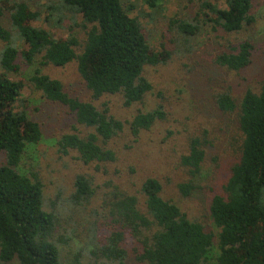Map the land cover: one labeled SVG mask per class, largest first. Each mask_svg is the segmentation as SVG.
Listing matches in <instances>:
<instances>
[{
  "label": "trees",
  "instance_id": "trees-1",
  "mask_svg": "<svg viewBox=\"0 0 264 264\" xmlns=\"http://www.w3.org/2000/svg\"><path fill=\"white\" fill-rule=\"evenodd\" d=\"M224 1L225 7L220 8L209 0H188L194 5L192 15H162L171 33L166 42L190 52L192 40L205 27L234 33L253 23L252 0ZM144 2L153 22L156 14H162L161 0ZM128 10L122 0H0V154L4 156L0 264H264V78L238 102L228 91L213 95L218 110H236L242 134L239 159L223 191L214 194L207 206L216 231L190 219L175 201L163 197L161 182L150 176L139 185L140 200L126 190L110 189L102 199L107 234L101 239L93 234L89 246L64 251L72 234L61 230L55 205L45 209L39 176L20 168L26 147L39 143L42 132L21 97L22 80L12 76H22L26 68L25 79L33 89L46 101L66 107L87 129L60 135L56 141L60 155L73 151L84 165L115 161L111 143L124 130V123L110 113L107 104L99 107L95 101L119 96L124 107L143 102L152 88L146 67L166 64L175 51L164 44L161 51L153 49L141 21ZM41 17L68 28L69 36L56 39L48 30L32 25ZM78 18L84 29L82 42L72 33ZM252 52L248 38L218 52L214 61L238 72L251 62ZM72 62L89 91L88 100L71 96L57 78L43 72L45 66ZM162 118L160 104L139 111L128 123L130 134L137 137ZM205 143L202 137L189 139L181 162L191 179L177 185L182 196L197 188L194 178L204 159ZM94 196L91 178L77 174L71 202L85 204Z\"/></svg>",
  "mask_w": 264,
  "mask_h": 264
},
{
  "label": "rangeland",
  "instance_id": "rangeland-1",
  "mask_svg": "<svg viewBox=\"0 0 264 264\" xmlns=\"http://www.w3.org/2000/svg\"><path fill=\"white\" fill-rule=\"evenodd\" d=\"M220 8L224 0H209ZM130 16L138 17L144 28L148 43L156 51L162 45L173 51L164 65L148 66L145 75L152 84L143 102L124 107L119 96H104L95 101L97 106L107 104L110 113L124 123V130L112 140L116 160L109 163L84 165L73 151L60 155L56 141L63 133L86 131L64 106L46 101L28 82L26 74L13 75L22 80L21 97L28 115L41 129L39 143L28 145L23 154L20 168L26 174H36L43 185L44 207L55 205L61 230L73 236L65 252H74L78 247L90 244L94 235L101 239L107 234L104 223L102 199L110 189L117 187L141 198L139 185L146 177H155L162 184V196L175 201L192 220L200 221L207 229L216 231L208 216V204L214 194L223 191L231 167L240 156L242 134L238 127L237 112H223L216 108L213 95L228 91L238 102L246 90H255L264 78V0H252L251 14L254 21L243 30L227 33L221 29L212 31L205 27L192 40L190 52L166 42L171 33L165 28L162 15L171 17L178 13L192 15L194 5L188 0H161L162 14H156L153 22L148 18L150 10L144 0H122ZM152 13V12H151ZM2 23L5 22L1 19ZM32 25L41 27L56 39L67 38L66 27H59L41 19ZM166 33L165 38L161 34ZM82 42L84 29L77 19L72 32ZM253 44L251 62L246 68L235 72L218 66L214 59L218 52L226 51L245 39ZM43 72L57 78L63 88L80 100L90 98L77 72L76 64L63 67L48 65ZM23 78V79H22ZM161 105L164 118L157 120L149 129L132 136L129 122L139 111ZM193 136L206 140L205 155L200 171L194 178L197 188L189 196H182L177 185L190 177L188 168L181 162L188 152V142ZM4 161L0 154V163ZM77 174L91 178L95 196L88 203L74 204L70 200L73 182ZM191 179V178H190ZM63 228V229H62ZM130 245L129 239L127 240ZM12 264H17L13 262ZM132 264V263H130Z\"/></svg>",
  "mask_w": 264,
  "mask_h": 264
}]
</instances>
